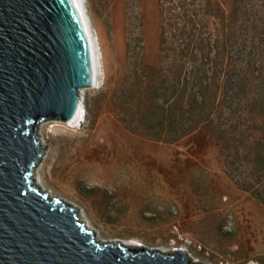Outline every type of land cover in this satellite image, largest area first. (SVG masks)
<instances>
[{"label":"rangeland","instance_id":"obj_1","mask_svg":"<svg viewBox=\"0 0 264 264\" xmlns=\"http://www.w3.org/2000/svg\"><path fill=\"white\" fill-rule=\"evenodd\" d=\"M233 1L218 0L226 11ZM84 2L102 51L100 83L82 90V124H43L45 183L106 239L185 248L207 264H264V201L241 186L251 178L244 161L203 127L169 138L158 120L144 117V65L161 63V1ZM92 147L94 169L62 172L70 150L85 157Z\"/></svg>","mask_w":264,"mask_h":264},{"label":"water","instance_id":"obj_2","mask_svg":"<svg viewBox=\"0 0 264 264\" xmlns=\"http://www.w3.org/2000/svg\"><path fill=\"white\" fill-rule=\"evenodd\" d=\"M77 0H0V264H207L100 237L81 208L36 180L39 125L76 117L93 82Z\"/></svg>","mask_w":264,"mask_h":264},{"label":"trees","instance_id":"obj_3","mask_svg":"<svg viewBox=\"0 0 264 264\" xmlns=\"http://www.w3.org/2000/svg\"><path fill=\"white\" fill-rule=\"evenodd\" d=\"M160 1L161 63L144 65V117L169 138L210 131L264 201V0L229 11L218 0Z\"/></svg>","mask_w":264,"mask_h":264},{"label":"bare ground","instance_id":"obj_4","mask_svg":"<svg viewBox=\"0 0 264 264\" xmlns=\"http://www.w3.org/2000/svg\"><path fill=\"white\" fill-rule=\"evenodd\" d=\"M84 1L85 0H77V3H78V6H79V8L83 14V17H84L83 20H84V24H85V27H86V30H87V33L89 36L88 39H89L90 46H91V52H92L91 57H92V62H93V66H94L93 82L88 87L89 88H95L100 83V72H101V67H102V58H101L102 51H101L99 40L97 38L98 36L95 33V29H94L93 23L91 21V17H90V15L86 9ZM114 46H116V42H115ZM85 113H86L85 112V103H84V101H82L76 117H74L73 119H71L69 121L64 122L63 125L77 126V125L82 124V122L84 121V118H85ZM44 123H41L39 125V134L42 137V142L45 144V137H44V133H43V124ZM47 154H48V152H47ZM46 155H45V157H46ZM98 157H99L98 152L93 147L88 150L85 157H83V154L81 156V153L79 151L72 149V150H70V152L68 154V158L65 160V162L62 165V172L67 176H70V175L71 176H77V174H79L81 169L83 168L84 164L86 165L85 167L90 168L92 170L95 168V166L97 164ZM80 160H81V162L84 161L82 163V165L81 164L78 165V161H80ZM43 161H44V159H43ZM43 161L36 168V175H35L36 180L38 181V183H40L39 184L40 186L44 187L43 189L51 191L52 195L61 196L60 194L56 193L54 189H51L43 180V178L41 176L42 175L41 174V168H42ZM80 215H81L82 219L85 220L89 224V226L94 227L93 223L91 222L89 217L85 214L83 209H81ZM98 235L100 237H103L100 233H98ZM106 240H108V239H106ZM127 242H129V244H132L134 241L131 240V241H127ZM134 243L141 244L138 242H134Z\"/></svg>","mask_w":264,"mask_h":264}]
</instances>
